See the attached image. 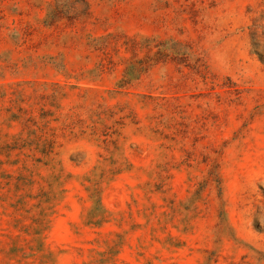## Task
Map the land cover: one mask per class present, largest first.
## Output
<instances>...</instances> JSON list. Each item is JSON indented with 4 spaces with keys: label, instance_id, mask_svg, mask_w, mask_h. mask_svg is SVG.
I'll return each mask as SVG.
<instances>
[{
    "label": "rangeland",
    "instance_id": "obj_1",
    "mask_svg": "<svg viewBox=\"0 0 264 264\" xmlns=\"http://www.w3.org/2000/svg\"><path fill=\"white\" fill-rule=\"evenodd\" d=\"M0 264H264V0H0Z\"/></svg>",
    "mask_w": 264,
    "mask_h": 264
},
{
    "label": "trees",
    "instance_id": "obj_2",
    "mask_svg": "<svg viewBox=\"0 0 264 264\" xmlns=\"http://www.w3.org/2000/svg\"><path fill=\"white\" fill-rule=\"evenodd\" d=\"M126 74H127V72L125 73V76H124L125 79H123V80L121 81V84H122V85H124V84H126V83L128 82V78H127Z\"/></svg>",
    "mask_w": 264,
    "mask_h": 264
}]
</instances>
